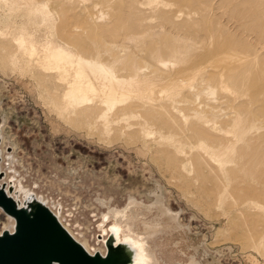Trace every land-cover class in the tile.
<instances>
[{
    "label": "rangeland",
    "instance_id": "374dc122",
    "mask_svg": "<svg viewBox=\"0 0 264 264\" xmlns=\"http://www.w3.org/2000/svg\"><path fill=\"white\" fill-rule=\"evenodd\" d=\"M67 1L69 25L57 20L39 25L41 41L72 38L82 55L96 58L103 50L100 35L117 43L125 35H142L152 63L159 55L158 33L191 39L200 57L197 68L212 67V81H224L226 112L236 110L240 125L222 122L224 134L213 138L185 111L191 133L173 151L157 143L158 134L147 136V123L160 126L168 119L160 106L138 107L139 115L117 110V118L97 108L72 106L63 99L68 85L62 76L45 72L41 78L20 57L11 66L13 74L0 68L8 181L63 205L66 224L85 233L91 247H97L101 236L98 218L107 211L103 201L125 207L130 191L138 189L135 198L150 203L144 193L158 181L166 187L171 211L188 229L187 234H171L169 251L177 250L174 243L182 240L180 249L194 254L200 264H216L218 258L220 264H264V252L257 250L264 249V213L256 209H264V0ZM21 3L0 2V28L25 21L16 19ZM102 11L109 20L97 26L93 43L86 22ZM54 29L58 33L53 35ZM160 55L171 59L164 48ZM144 178L151 179L146 187ZM6 223L0 210V231ZM194 247L202 249L196 254Z\"/></svg>",
    "mask_w": 264,
    "mask_h": 264
},
{
    "label": "bare ground",
    "instance_id": "6f19581e",
    "mask_svg": "<svg viewBox=\"0 0 264 264\" xmlns=\"http://www.w3.org/2000/svg\"><path fill=\"white\" fill-rule=\"evenodd\" d=\"M4 1L0 0L1 3ZM17 1L22 2L20 4L22 7L17 9L16 19L21 16L25 21L14 20L13 26L5 25L0 28V68L4 73L13 74L14 69L11 66L18 64V59L22 57L23 63L26 60L31 62L33 69L39 72L41 78H46L45 72L62 76V81L68 85V92L63 96L65 102L79 108H97L104 115H111L112 118H117V110L131 111L139 115L138 107L160 106L168 119L160 126L147 123L150 130L147 136L151 138L152 134H158L157 143L165 148H174L173 151H176L179 144L191 133L190 115H186L185 111H189L203 129L213 134L211 135L213 138L216 134H224V129L220 126L222 122L232 128L240 125L236 110L226 112L229 102L226 101L225 96H222V93H225L224 81L221 80L218 84L212 81L215 76L211 74L212 67L197 68L199 66L197 59L200 57L195 56L196 47L191 39L170 37L164 32L158 33L155 37L159 39L160 46L157 50L159 55L151 63L147 61L143 49L145 36L125 35L118 43L107 42L103 36H99L97 26L109 20L108 14L102 11L94 13L91 21L86 22L89 33L94 36L93 39L88 36L89 39L95 43L96 36H99L103 43V50L97 53V57L88 58L77 49L72 38L69 41L63 39L59 42L54 39L40 40L39 25L54 23L56 20L69 25L66 21L69 12L65 10L66 4L69 3L67 0H11L12 3ZM73 29L75 32L81 31L79 27ZM55 30L52 31L53 35ZM62 30L64 32V28ZM162 48L170 54V60L161 57ZM157 98L159 102L156 103ZM234 102L238 103L237 100ZM58 103L61 104V101ZM57 107L61 109V106L57 105ZM0 130L2 139L0 165L1 170L4 171L8 137L1 124ZM263 175L261 178L264 177ZM151 178L153 179L152 175ZM9 179V174H6V178L0 180V183H7L6 190L10 194ZM144 180L143 184L146 187L151 179L144 178ZM20 185L16 182L14 192L10 195L21 206L31 201L33 194L41 199L37 190L32 187L27 189L28 185ZM154 188L152 186L147 194L144 193L150 203L135 198L134 193H140L138 189L130 191L133 193H130L125 207L113 208L110 202L100 203L107 211L101 213L98 218V230L102 240L98 236L97 247H91L85 233L73 232L66 224L64 216L66 208L63 205L61 207L59 202L53 199L47 202L42 197L41 200L92 255L97 252L105 255L106 241L112 235L116 245L122 243L133 250V264H200L194 254L191 255L186 250L180 249L182 240L174 243L177 249L175 251H169L166 247L172 238L171 234L180 236L183 231L187 234L188 229L180 223L179 214L173 213L168 206L166 187L154 181ZM256 209L264 213L262 205H256ZM236 210L243 213L242 208ZM6 219L7 223L2 227L0 234L4 231H14L15 220L8 215ZM78 228L83 230L80 226ZM218 233L222 232L219 230ZM200 249L202 248L194 247V252L197 254ZM257 250L264 252L263 248ZM216 264H220L219 258Z\"/></svg>",
    "mask_w": 264,
    "mask_h": 264
},
{
    "label": "water",
    "instance_id": "95a60500",
    "mask_svg": "<svg viewBox=\"0 0 264 264\" xmlns=\"http://www.w3.org/2000/svg\"><path fill=\"white\" fill-rule=\"evenodd\" d=\"M1 140L0 130V143ZM1 161L0 157V164ZM5 176L0 165V180ZM10 184L9 191L13 194L15 185L13 181ZM6 189L7 183H0V209L15 220V227L13 232L0 234V264H133V250L122 243L116 245L112 235L106 241L105 255L100 252L92 255L69 233L41 196L38 199L33 194V199L21 206Z\"/></svg>",
    "mask_w": 264,
    "mask_h": 264
},
{
    "label": "built area",
    "instance_id": "2783aa9c",
    "mask_svg": "<svg viewBox=\"0 0 264 264\" xmlns=\"http://www.w3.org/2000/svg\"><path fill=\"white\" fill-rule=\"evenodd\" d=\"M4 213V212H3ZM5 214V213H4ZM6 215V214H5Z\"/></svg>",
    "mask_w": 264,
    "mask_h": 264
}]
</instances>
